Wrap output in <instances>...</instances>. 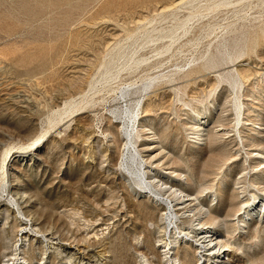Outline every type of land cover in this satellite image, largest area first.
<instances>
[{"label": "rangeland", "instance_id": "rangeland-1", "mask_svg": "<svg viewBox=\"0 0 264 264\" xmlns=\"http://www.w3.org/2000/svg\"><path fill=\"white\" fill-rule=\"evenodd\" d=\"M127 86L152 93L144 155L174 225L202 241L205 221L228 264H264V0H0V264H165L168 208L120 167L110 111Z\"/></svg>", "mask_w": 264, "mask_h": 264}, {"label": "bare ground", "instance_id": "bare-ground-1", "mask_svg": "<svg viewBox=\"0 0 264 264\" xmlns=\"http://www.w3.org/2000/svg\"><path fill=\"white\" fill-rule=\"evenodd\" d=\"M214 7H215V5H214ZM195 15L197 16V14H195ZM195 15H193V16H195ZM187 19H185L184 21H189ZM178 22H179V20H178ZM187 23H184V25H181L180 27H179V25H178L179 23H178L177 25L179 28H177L176 30L184 28V26ZM184 29H186V28H184ZM188 29H190V28H188ZM176 30H174V32ZM167 31L171 32L172 30H167ZM179 31L178 32L176 31V32L179 33ZM185 31H183V33ZM168 32H167V36H168ZM176 32H175V34L177 36ZM175 34L173 37H175ZM170 37L173 39L172 35ZM162 39L160 38V40H162ZM135 66L138 67L139 64H136ZM241 66L246 67L244 64ZM106 71H108V70H106ZM106 73L108 74V72H106ZM241 74H242L241 71L236 70L237 77L241 78ZM148 82H149V80H148ZM130 85H132V84H130ZM148 86H150V85H148ZM137 87L138 86H136V88L134 86L133 87L127 86L124 88H120L119 96L117 97V101H118L117 103L119 105L116 106L114 109H112L110 112H111L113 119H115V123L119 127V131H120L123 139L126 141L125 149H124V152L122 154V158H121V162H120V167H121L122 171L128 175V177L130 178L132 183L135 185V187H137L143 193H146V195H149V197L152 198L159 206L163 205V206H167V208H168L167 212L165 211L166 213L164 214V220H165L164 223H166V228L164 230L165 231V234H164L165 237L162 239V241H163L162 243L165 246L163 249L164 250V254H163L164 263L165 264H188L189 262H191L190 255H191L192 247H194V243L196 242L197 243L196 244V246H197V252L196 253L197 254L199 253L198 254L199 258L197 259L196 264H208L210 259H212V263H210V264H228V261L230 259L229 258L230 250H229V248H227L228 245L223 243L222 240H220L218 237L214 238L215 235L213 236V232H214L213 228H211L210 226H207V223L205 221L198 223V228L195 227V229L200 230L203 237H202V239H200L202 241L195 239L193 236V234L195 232L194 228H193V230H191V229H188V227L183 228L181 224H180L181 226L178 225L180 220H179V222H177V217L179 215V214H177V211L179 210L178 205L180 203L175 205L174 203L176 200L167 199L165 197V195L167 193H169L170 190H167L166 187L163 188L164 184L159 185V182H156L151 177V173L148 170L150 165H149L148 160L145 159L146 156L144 155V153H147V152L149 153L150 151L154 150L157 147V145H159L158 143L160 141L158 140V138L156 137L155 134L149 133V130H151V129L148 128L146 121H144V119L148 116V113L153 111L151 108L154 107L153 104H147V101L149 100V96H150L151 92L149 94L147 93V95H144L143 90H139ZM93 89H95V87ZM149 89H150V87H149ZM143 99H145V100H143ZM241 104L244 105L243 103H241ZM81 109H83V108H81ZM64 111H67V110H64ZM65 113H67V112H65ZM59 119H61V118H59ZM193 119L195 121V123L193 125V129H194L193 134L195 135V144L201 145V144L207 142V139L211 135L213 136V134L211 132V129L213 127L212 126L213 125V115L211 112L197 113L195 118H193ZM243 120L244 119H242V121ZM243 124L248 125V124H246V122H244ZM217 131L219 132V131H221V129H218ZM214 137L216 138V136H214ZM138 139H143L142 140L143 144L135 147L134 140H138ZM260 155H262V154H260ZM261 158L264 159V157H262V156H261ZM177 193L179 194L178 200H180L181 204L185 205L188 203L190 205V203L195 202V199L192 197V195L183 194L182 192L171 191V194L173 195L174 198L176 197ZM20 194H22V193H20ZM20 198H23L22 195ZM150 198H149V200H150ZM187 217H189V216H187ZM175 221L178 223L177 225H174L176 223ZM194 226L195 225H193V227ZM167 230H169L168 234H167ZM3 234H5V233H3ZM177 234L182 236L180 238L181 242L183 241V243H181L182 245H179V242H175L174 235L176 236ZM167 235L169 236V238L172 241L174 240L173 242L170 240L171 241L170 244L168 243L169 241L168 242L166 241V240H168ZM34 236H35V234H34ZM4 239L6 240L7 237H4ZM189 239H192L193 241L190 242ZM23 242H24L23 245L25 247L28 245L32 246L34 244L33 242H30L29 236H27V235L24 236ZM182 246L186 247L187 249H186V251H184L183 256H180L179 248H182ZM5 249H6L5 246H1L0 252L4 251ZM12 255H15V254H12ZM58 255L62 258V260H68L70 258V256L68 254H64V251H62V250H59ZM141 258H143V255ZM23 259L26 262H28L27 264H32L31 262H29V260H27L25 258H23ZM146 260L147 259H145V261ZM141 261L144 262V260H141ZM6 262H8V263H4V264H12L9 261H6ZM148 262L149 261H146V263H148ZM21 264H23V263H21Z\"/></svg>", "mask_w": 264, "mask_h": 264}]
</instances>
